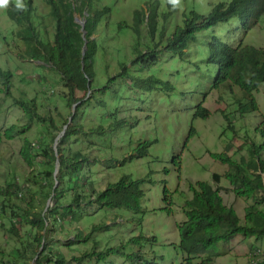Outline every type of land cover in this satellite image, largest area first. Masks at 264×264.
<instances>
[{"label":"rangeland","instance_id":"rangeland-1","mask_svg":"<svg viewBox=\"0 0 264 264\" xmlns=\"http://www.w3.org/2000/svg\"><path fill=\"white\" fill-rule=\"evenodd\" d=\"M229 1L180 0V4L173 7L169 0H91L95 9H109L108 14L101 17L97 30L99 52L93 85L97 97L106 105L87 103L79 114L78 123L83 131L79 135L80 144L72 148L74 153L82 152L91 165L83 167L80 178L77 174L64 178L63 187L67 185L73 189V182L80 180L76 182L79 184L77 191L83 194L85 201L74 208L79 218L65 217L67 212L60 207L56 208L55 217L51 216V220L57 219L52 222L55 227L50 226L48 232L52 241L48 246L56 256L51 259L56 261L61 255L66 260L64 264H77L73 258L96 251L95 246L102 251L122 245L120 254L113 253L99 263L97 258H91L84 264H186L188 256L179 246V227L187 220L186 203L193 200L194 190L198 188L192 187L198 182H206L217 189L223 205L233 208L242 222L249 208L264 211V205L255 200L237 198L233 186L223 177L230 167L211 157L224 153L239 162L248 147L264 143L261 136L255 135L264 121V83L254 94L259 110L242 115L241 104L247 102L242 91L237 86L230 87L229 83L216 87V68L207 61V44L213 37L226 40L234 47L243 44L264 49V17L246 35L237 18L217 23L197 34L182 57L164 50L166 39L178 26L184 25L192 11L205 17L214 4ZM153 2H158L159 14L168 18L161 25L166 30L165 37L160 33L151 37L144 27L138 37L133 33V14L144 10L148 18ZM21 3L24 7L19 10H26L14 21L8 14L16 7V0L0 5V70L12 74L9 94L0 77V264H32L36 258L32 259L33 254L27 249L33 230L23 220V212L33 208L44 214L54 208L56 202L63 207L74 199V192L69 190L55 200L47 185L36 183L38 176L48 168L42 157L35 159L32 168L21 158L25 142L31 147L54 149V137L57 139L60 134L51 129L49 119L66 131L68 125L63 121L69 118L71 125L77 107L69 110L65 98L67 88L56 68L44 63L42 56L33 61L25 53L26 43L34 37L43 43L54 42L58 18L53 5L47 0H21ZM29 3L33 9L26 16ZM154 52L157 63H153ZM147 54L152 58L145 63L141 56ZM141 68L146 69L137 71ZM124 69L139 80L155 77L172 85V89L167 90L158 83L153 88L139 89L135 82L121 77L126 73ZM104 87L108 90L101 92ZM20 99L30 107L31 101H35L37 115L47 121L32 120L25 115L15 104ZM199 107L209 111L207 119L197 117ZM228 116L234 118L231 125L226 123ZM27 125L30 129L24 132ZM11 128L16 132L9 138L6 133ZM141 149L145 151L142 157L139 156ZM213 175L221 176L219 183L214 182ZM123 176L143 180L142 212L90 204L92 190L85 182L92 181V187L100 189L118 182ZM15 184L20 189L9 202V196L1 190ZM60 184L61 181L57 187ZM165 189L168 190L167 198ZM2 204L6 207L4 213ZM165 207L169 208L168 212L161 211ZM14 225L18 236L9 232ZM99 225L103 227L93 232ZM77 236L81 240L72 244ZM85 236L90 237L84 240ZM250 241L252 246L264 249V241ZM250 246L241 236L221 243L218 245L220 256L211 264H249ZM192 260L197 264L202 262L197 256Z\"/></svg>","mask_w":264,"mask_h":264},{"label":"trees","instance_id":"trees-1","mask_svg":"<svg viewBox=\"0 0 264 264\" xmlns=\"http://www.w3.org/2000/svg\"><path fill=\"white\" fill-rule=\"evenodd\" d=\"M47 1L53 5L54 12L58 18L54 42L50 41L43 43L34 37L30 42L26 43L27 49L25 53L33 61L42 56L44 63L56 68L63 76L67 88L65 98L69 110H73L75 105H77V107L74 116L72 115L73 111L70 113L73 117L72 124L70 125L69 118L63 121V123L68 125V130L66 131L55 125L52 119H49L52 130L59 131L60 135L65 132L58 142L56 149L54 147V149L51 148L48 150L39 145H37L36 149L25 142L21 150V158L28 167L32 168L36 164V157H39V159L42 157L44 161L48 163V168L38 176V181L36 183L41 186L47 185L49 187V193L54 194L55 200L58 195L65 196V193L69 190L74 192V199L71 201V204L63 207L60 202H56L54 208L48 209L44 214L38 213L33 208H30V210L23 212L22 218L33 230V233H30L29 242L27 244V249L33 254L32 259L36 257L32 264H51L53 262L64 264L66 260L61 255L57 256L59 259L56 261L51 259V256H54V259H56V256L53 255L54 252L53 249H51L52 247L48 246L52 242L48 237V232L50 226L55 227L52 222H57V219L54 218L51 220L50 218L51 216L55 217L54 212L56 208L60 207L64 208L67 212L65 217L71 216L72 219H75L78 216H76L77 214H75L74 208L80 206V204L85 201L83 194L77 191L79 184L76 182L80 180L73 182L75 183L73 189H69L67 185L63 187V182L65 180L64 178L74 174L79 175L80 178V173L84 170L83 167L91 165L89 164L90 161L88 158L82 154V152L78 151L74 153L72 148L74 147L73 145L80 144L81 138L79 135L83 130L82 125L78 123V121L79 114L83 110L82 108H84L87 103L106 105V102L102 98L97 97V90H93V85L96 80L95 61L99 52L96 38L99 26L97 24H100L102 16L98 19L100 11L94 8L91 1ZM157 8L158 2H153L151 7H149L151 13L148 18L144 10H137L134 12L133 33L135 35L140 37L144 27L146 33L151 37H154L158 33L162 35V38L165 37L164 34L166 30L164 28L162 29L161 25L166 23L164 21L168 18L166 16H161ZM32 9L30 5L26 12V16H29ZM25 10L26 9L19 10L17 7H14L13 10L9 11L8 17L14 21L16 16ZM75 12H78L82 18L85 17V13H88L90 17H97L95 19H88L84 32H82L81 25L75 22ZM104 12L103 16L108 14L109 9ZM262 17H264V0H230L229 2H218L211 7V10L205 17L200 18L198 23L196 21L199 17L192 11L191 16L184 20V25L182 27L178 26L171 36L166 39L164 50L182 57L184 55L183 50L188 47L190 41L193 42L196 40L197 34L209 30L217 23H224L230 21L232 18H237L243 35H246L261 22ZM158 18L163 20L162 24H160V20L158 22ZM22 20H25L23 16ZM83 33L86 35L85 39L83 38ZM84 47H86L85 51L83 50ZM153 54H155L153 63H157V53L154 52ZM148 58H152V56H150V54L141 56V59L145 63H148ZM207 61L209 64L216 67V87L221 85L228 86V83H231L241 89L247 101L245 104H241L242 115L256 113L259 108L254 94L259 90L260 85L264 83V49L243 44L234 47L231 43L226 42V40L213 37L207 44ZM142 66L145 67L146 64ZM145 69L146 68H141L137 71H144ZM123 71L126 73L124 75L122 74L121 77L126 78V80H132L135 82L134 85L139 89H146L147 87L153 88L157 83L163 84L164 88L167 90L172 89V85L168 83L164 85L161 80L155 77L139 80L128 75L127 69ZM0 77L3 80L5 92L9 94V90L11 89L9 80L12 74L9 71L2 72L0 70ZM106 86H108V82ZM107 90V87H104L101 89V92ZM89 92L92 93L88 97ZM31 102V107L29 103L21 99L17 100L15 104L17 108L25 115L30 116L32 120L46 122V119H42L37 115L35 101ZM197 117L205 120L209 117V111L199 107ZM233 119L234 118L231 116L225 117L226 123L229 125L232 124ZM29 129V125H27V127L23 128V131L27 132ZM15 132L16 129L11 128L6 135L11 138L12 134ZM50 133L48 137L51 135ZM255 135L261 136L264 142V121L258 129H256ZM78 137L79 139H77ZM57 139L54 137V140L57 141ZM56 141L54 144H56ZM244 144L248 145L247 142H244ZM146 147L145 145V148ZM263 154L264 143L258 147L254 144L248 147L246 155L243 156L239 162L224 153L220 155L214 154L211 155V157L213 160L219 161L230 167V170L226 172L223 177L233 186L237 198L255 200L259 205H264ZM144 155L145 151L141 149L139 151V156L142 157ZM58 161L60 170L57 175L56 165ZM220 178L221 176L219 175H213L215 183H219ZM59 181H61V184L57 187L56 184ZM85 183H89L91 186L92 191L89 195L91 205L107 209L125 207L134 212L143 211L142 199L144 191L141 186L144 184L143 180L135 181L129 176H123L118 182L106 184L105 187L100 189L92 187L94 184L92 181ZM70 184L71 183H69V185ZM84 186H86V184ZM192 188L198 189L194 190L193 200L186 203L185 215L187 220L179 227V246L181 251L188 256L186 264H197L192 260V258L196 256L202 258L200 264H211L215 258L220 256L218 245L221 243H228L237 236H241L243 240L246 241L247 245H251L249 247L251 252L260 249L259 247L256 248L252 246V241L250 240L264 241V211L251 207L246 210L247 212L242 222L233 208H226L223 205L217 189H212L206 182H198L196 187ZM19 189L20 187L16 184L9 185L5 189H2L1 193L9 196L8 200L11 202L13 196H16V192ZM167 193L168 190L165 189V198H167ZM18 194H20V192ZM5 208V205L2 204V213L5 212ZM161 211L168 212L169 208H162ZM1 226L5 227L4 225ZM102 227V225L95 226L93 232ZM9 232L14 236H18V229L15 225L9 229ZM89 237L90 236H85L84 240H88ZM152 239L153 238L148 240ZM79 240H81V238L77 236L72 244H76ZM133 241H137V239ZM121 246L116 249L107 248L102 251H99L95 246L96 251L83 253L79 258L72 257L73 262L84 264L85 260L97 258L96 260L99 263L105 261L108 256L113 253L120 254L119 248H121ZM20 264H24V262Z\"/></svg>","mask_w":264,"mask_h":264},{"label":"clouds","instance_id":"clouds-1","mask_svg":"<svg viewBox=\"0 0 264 264\" xmlns=\"http://www.w3.org/2000/svg\"><path fill=\"white\" fill-rule=\"evenodd\" d=\"M84 1H91V0H84ZM169 2L173 5V7H176L178 4H180V0H169ZM9 3V0H0V5H7ZM16 7L18 8V9H20V8H23L24 7V5L21 3V0H16ZM108 9V7H105V8H103V10H99V9H97L98 11H100V13L98 14V19L101 17V16H103V14L105 13L104 11L105 10H107ZM192 13V12H191ZM191 13L189 14V16L188 17H190L191 16ZM97 16H89V14L88 13H85V17L84 18H82L81 16H80V14L77 12H75V22L76 23H78L79 25H81L82 23L84 24V29H85V26H86V24L88 23V19H95ZM197 17H199L198 16V14H197ZM200 18L201 17H199V19L196 21L197 23H198V21L200 20ZM100 22H101V20H100ZM97 25H100V24H97ZM98 28H99V26H98ZM98 30V29H97ZM81 31H82V26H81ZM82 32H84V30L82 31ZM84 34V33H83ZM85 37H86V35H85ZM85 39V38H84ZM192 41H190L188 44H190ZM187 48H185L183 51L185 52V50H186ZM211 65V64H210ZM212 66H214V65H212ZM215 67V66H214ZM216 68V67H215ZM164 85H166V84H164ZM229 85L232 87V86H235V85H233V84H231V83H229ZM241 90V89H240ZM35 146V145H34ZM33 147V146H32ZM36 147V149H37V146H35ZM37 158V157H36Z\"/></svg>","mask_w":264,"mask_h":264},{"label":"built area","instance_id":"built-area-1","mask_svg":"<svg viewBox=\"0 0 264 264\" xmlns=\"http://www.w3.org/2000/svg\"><path fill=\"white\" fill-rule=\"evenodd\" d=\"M33 147L35 146L33 145ZM249 264H264V249H256L252 251Z\"/></svg>","mask_w":264,"mask_h":264},{"label":"water","instance_id":"water-1","mask_svg":"<svg viewBox=\"0 0 264 264\" xmlns=\"http://www.w3.org/2000/svg\"><path fill=\"white\" fill-rule=\"evenodd\" d=\"M81 26H82V31L84 30V24L82 23L81 24ZM83 38H85V34H83ZM84 51L86 50V47H84V49H83ZM65 134V132H63L62 133V135H60L59 137H58V139H57V141H56V144H55V149H56V147L58 146V141H60V139L62 138V136ZM57 158L59 159V157L57 156ZM59 170H60V165H59V161L57 162V165H56V174L58 175L59 174ZM57 184H58V182H57ZM57 184H56V186H57ZM50 200V202H52L51 201V199H49ZM49 207V206H48ZM48 207H47V209H48ZM36 259V258H35ZM34 259V260H35Z\"/></svg>","mask_w":264,"mask_h":264}]
</instances>
